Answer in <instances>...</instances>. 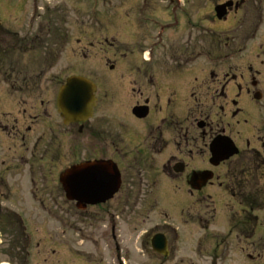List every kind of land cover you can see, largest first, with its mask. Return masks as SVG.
Here are the masks:
<instances>
[{
  "label": "flooded vegetation",
  "instance_id": "flooded-vegetation-1",
  "mask_svg": "<svg viewBox=\"0 0 264 264\" xmlns=\"http://www.w3.org/2000/svg\"><path fill=\"white\" fill-rule=\"evenodd\" d=\"M161 1L164 6L157 0H139L138 11L132 13H93L94 22L90 18L89 23L87 14L81 55L84 76L96 85L97 101L85 121L66 123L58 108L66 80H49L51 112V103L40 98L44 80L28 76L17 80L12 73L4 78L10 95L20 96L16 103L20 108L0 118V152L4 148L14 151L13 157L18 155L10 164L0 160V182L7 189L16 182L23 187L16 190L28 191L37 202L41 190L67 199L68 172L108 162L111 169L104 171L119 173L120 189L110 200L88 204L85 212L100 214L92 234L112 244L104 248L106 257L89 252L88 262L105 264L111 256V264L132 263L127 260L130 248L122 245V231L117 234L116 227L123 228L128 213L138 218L146 213L140 202L147 201L148 194L153 220L137 237V250L149 249L152 264H192L194 255L206 256L208 264H264V0ZM149 8L151 12L145 13ZM113 19L119 20L121 31L136 37L135 43L108 34L105 26H115ZM91 24L99 27V36L95 33L96 39L88 41L95 32ZM43 48V56L53 59L59 52ZM249 48L255 54L252 58L233 63ZM88 52H100L107 64L110 58L104 53H114L117 66L110 64L109 69L116 72L123 63L119 75L88 74ZM135 54L141 60L124 63ZM32 98L40 104L22 107ZM172 181H177V188H169ZM161 192L187 194L179 227L170 220L169 208L156 204ZM124 197L126 202L134 197L136 204L124 207ZM68 202L78 207L76 201ZM112 202L117 206L111 207ZM6 213L8 219L0 220V247L4 230L13 228L5 254H25L27 261L35 232L13 211ZM137 222L125 224L140 233ZM211 223L219 225L217 230L210 231ZM35 224L36 232L48 229L44 222L40 227ZM60 226L50 228V239L60 235ZM193 229L201 234L189 240ZM98 239H91L96 247Z\"/></svg>",
  "mask_w": 264,
  "mask_h": 264
},
{
  "label": "rangeland",
  "instance_id": "rangeland-1",
  "mask_svg": "<svg viewBox=\"0 0 264 264\" xmlns=\"http://www.w3.org/2000/svg\"><path fill=\"white\" fill-rule=\"evenodd\" d=\"M157 2L163 5L161 0H157ZM139 3V0H0V13L3 21L0 34V72L1 70H4L3 73H0V118L2 117V113L10 112L12 110H14L13 112L16 113L20 108L16 105L17 98L20 99V96L10 95L9 90L3 81L5 77L11 74L10 72L5 71L9 65L18 68V72H12L14 79L16 78L17 80H22V76H28L33 77L36 80H44L41 85L42 90L40 91L43 93V95L40 96V98L43 97L45 102L51 103L50 110L52 112L54 97L52 90L49 88V80H64L72 73H85V59L81 54H83L84 50L83 45L87 14L89 23L91 21L90 15L92 13L104 12L113 14L136 12ZM144 12L147 14L150 13V8ZM114 18L116 19V17ZM92 22H94L93 17ZM114 22L115 26L110 23L105 26L107 27L109 31L108 34L111 37L116 39L118 38L120 42H136V37L131 36L127 31H121L119 29L117 24L119 20H114ZM53 25H56L57 29H61L60 38L56 33H54ZM89 27L90 26L88 24V29ZM93 28L94 27L92 26V29ZM39 29L45 30L44 33L46 32V41L49 44L53 45L54 42H59L60 46L55 48H60L62 52L60 58L57 57L54 61L52 56H43L45 51L43 47L38 48L37 52H24L23 49H19L20 46L14 45L15 41H17V44L19 45L26 44V41L23 37L37 33ZM97 29H99V27L94 28L95 32L93 35L88 36V41L91 39H96L95 33H97L99 36V31L97 32ZM103 33L105 34V31H103ZM77 41H81V45L77 43ZM43 44L45 45V43ZM71 47H74L76 52L73 51V48L71 49ZM251 48H249V52H245L244 55H240L235 60H233V63L242 64L245 58H252L255 54L253 55V50ZM104 54H108L110 58V64L114 63L117 66V63L114 62V53L112 54V52H109ZM11 55H13V57ZM105 57L106 56L100 52H88V74L98 77L103 75L110 78H115V76H118L119 73L117 71L120 65L123 63H119L116 72H111L109 69L110 64L106 63L107 61ZM137 58L141 60V56L135 54V56L129 57L124 63L127 62V64H129V61ZM142 60L144 61V59ZM50 64H52V66L48 67ZM207 65L208 64L203 65L205 70H208ZM227 67L228 65L225 66V68ZM20 68H22V71ZM25 68H28V72H26ZM99 71L101 73H99ZM26 104L27 105H23L22 107L27 106L28 108H31L36 105L38 106L40 104V100L37 98H32L26 101ZM8 152L9 151H7V149L3 148L2 152H0V160L6 159L8 164H10V162H12L11 160L18 155L13 157L14 151L12 153ZM0 168L2 169L1 165ZM2 183L3 182H0V188H2L1 192H3L0 193V208L1 206H4V211L3 209L0 210V220L6 221L8 219V213L6 212H17L19 215H21L24 222L27 224L29 223L33 228L35 237L30 240V248L28 249L29 259L24 261L25 254L17 255L15 252H12L11 256H7L5 254V251H7V246L5 245L4 247V244H6V242L9 243L12 240L9 231L14 230L11 227L5 229L4 235L2 237L3 244L1 245L2 247H0V263L94 264L95 261L93 260L88 262L89 252L104 253L105 257L107 256L105 254L104 248L105 246H109L108 248H110L112 241L110 239L102 240L100 236L98 239L96 234H92V231H95V227L93 228V226H98L101 221L100 214L93 215V213L90 214L85 211H80L74 206V204H70L65 197L61 195L59 197H52L50 194H46L43 190L40 191L38 197L39 202H37V199L34 200L28 191L16 190V188H23L21 185L17 186V184H15L16 182L11 181L9 189L4 188ZM18 184L25 185V182L20 181ZM50 185L52 184L50 183ZM174 187H178L177 181L170 182L169 188L172 189ZM158 195L159 196L155 197V199H157L156 204L162 206L163 208L168 207L172 215L170 220L179 227L180 222L183 219L180 217V210L182 209L185 200L188 199L186 198L187 194L184 192H161ZM144 197L147 201L140 202V205H142L140 210L142 212L146 211V213H143L140 218L134 214L128 213L124 218L125 222L123 228H121L119 231V227H116L117 234H121V231L123 234H121L122 237L120 242L124 247L126 245V247L130 248V251H128L129 259L127 260H131V264L153 263L149 249H144L142 252L137 250L140 248L139 242L137 243V237L141 235L144 230L149 229V227L152 225L150 224V221L151 219L153 220L150 212H148L149 205L153 203L151 202L152 197L150 198L148 194H146ZM129 198V202H126L124 197V207H129L132 204H136L134 202V197ZM189 204L190 201L188 202L187 206ZM110 205L111 207H115L117 206V203L112 202ZM194 208L198 210L197 206ZM130 210L131 209L129 208V211ZM4 214L5 218L3 217ZM193 214L197 215V211ZM137 220L140 223L138 229L140 233L133 231L131 228H129L131 226L125 224L127 222ZM156 220H159V218L157 217ZM43 222L45 225H47L46 227L48 228V231L46 229L42 230L44 227H41L40 231L37 230L36 232L35 228L32 226V223H36L35 225L40 227L41 223ZM58 222L61 225L59 231L60 235H56L55 233L56 236L53 239H50L51 237L49 238L48 234L53 233L52 229L50 228H52V226L55 224L59 226ZM197 225V222L194 223V226ZM216 225L219 226L218 224ZM216 225L211 223V232L213 230H217ZM192 231V234L189 233L188 235L189 240L191 237L195 238L201 234L200 230V234H198V229H193ZM89 234L91 237H89ZM92 237L99 240L97 247L94 246L95 244L91 241ZM140 240L141 239H139V241ZM37 243H40V245H37ZM189 249H191V245H189L188 250ZM126 250L127 248L124 250L125 253L127 252ZM108 251L109 250L107 249L106 252ZM131 252L135 255L133 256ZM194 258L195 262L192 264H208L209 262V259L206 256H203V258H196L194 255ZM175 261L177 262V258ZM105 264H111V256L105 261ZM172 264L174 263L172 262Z\"/></svg>",
  "mask_w": 264,
  "mask_h": 264
},
{
  "label": "water",
  "instance_id": "water-1",
  "mask_svg": "<svg viewBox=\"0 0 264 264\" xmlns=\"http://www.w3.org/2000/svg\"><path fill=\"white\" fill-rule=\"evenodd\" d=\"M87 80L84 77L73 76L60 91L58 107L67 122L85 121L92 116L96 104L95 86ZM110 165L111 163L99 161L88 165V168L81 165L68 172L70 175L67 184V189L70 190L68 198L78 201V206L82 209L87 204H98L111 199L120 188L121 178L117 171L113 175L105 173V167L110 168Z\"/></svg>",
  "mask_w": 264,
  "mask_h": 264
},
{
  "label": "trees",
  "instance_id": "trees-1",
  "mask_svg": "<svg viewBox=\"0 0 264 264\" xmlns=\"http://www.w3.org/2000/svg\"><path fill=\"white\" fill-rule=\"evenodd\" d=\"M37 46V45H36ZM36 46H34V47H36ZM35 50H36V48H34Z\"/></svg>",
  "mask_w": 264,
  "mask_h": 264
},
{
  "label": "bare ground",
  "instance_id": "bare-ground-1",
  "mask_svg": "<svg viewBox=\"0 0 264 264\" xmlns=\"http://www.w3.org/2000/svg\"><path fill=\"white\" fill-rule=\"evenodd\" d=\"M2 264H6V263H2Z\"/></svg>",
  "mask_w": 264,
  "mask_h": 264
}]
</instances>
